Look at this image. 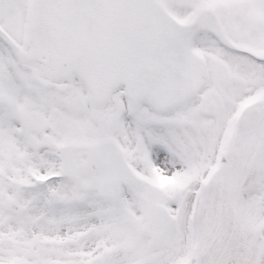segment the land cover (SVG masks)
<instances>
[{
  "label": "snow or ice",
  "instance_id": "obj_1",
  "mask_svg": "<svg viewBox=\"0 0 264 264\" xmlns=\"http://www.w3.org/2000/svg\"><path fill=\"white\" fill-rule=\"evenodd\" d=\"M0 264H264V0H0Z\"/></svg>",
  "mask_w": 264,
  "mask_h": 264
}]
</instances>
